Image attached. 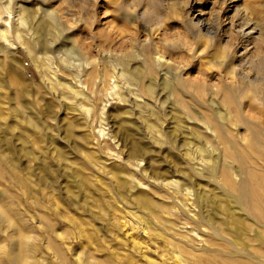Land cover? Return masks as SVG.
Masks as SVG:
<instances>
[{"label": "rangeland", "instance_id": "rangeland-1", "mask_svg": "<svg viewBox=\"0 0 264 264\" xmlns=\"http://www.w3.org/2000/svg\"><path fill=\"white\" fill-rule=\"evenodd\" d=\"M179 1L0 0L1 264H264V38L235 66L210 45L190 57L203 42L178 22ZM150 28L182 91L161 93L156 75L152 95L135 94L117 77L147 84ZM138 192L152 212L132 206Z\"/></svg>", "mask_w": 264, "mask_h": 264}, {"label": "bare ground", "instance_id": "bare-ground-1", "mask_svg": "<svg viewBox=\"0 0 264 264\" xmlns=\"http://www.w3.org/2000/svg\"><path fill=\"white\" fill-rule=\"evenodd\" d=\"M178 3L180 4H177L173 11L176 12V18L178 22L182 25V27L186 32L192 34V37L194 39L203 42L200 45H198L197 49H193L190 47L189 50L186 51V55L190 57L191 56H193V58L198 57V54H196L198 48L204 47L205 45H210L213 48L218 49L220 52L219 54L221 59L218 62L222 64L230 63L235 66L237 64L235 60L242 58L248 52L249 45L251 44L250 47H252L253 45L252 42H254L255 39H261V37L264 38L263 30H262V28H264V13H263L264 9L261 5H257V6L247 5V4L237 3V1L234 0H180ZM151 32H152V28H150L149 30L148 33L149 35L148 34L144 35V37L142 38L143 42L150 43L152 48L151 55L148 58L149 64L147 65L148 67L146 69L147 84L143 85L144 87H142V85L139 86L138 75L136 74L134 75V73L124 70L123 68L119 70L120 72L118 71L115 72L117 77L119 76V78L121 77L122 79H124L126 83L128 82L132 86V87L130 86V90H132L135 94L144 92L145 94L152 95L153 86L155 85L154 79L156 75H158V79H159L158 83L161 85V86L159 85L161 93L170 94V93L182 91L183 89H185L184 85L178 84V81L171 82L168 79L169 75L167 74L165 65L169 63L170 59L168 58L166 53L157 45H155V42L149 38ZM0 37L3 38V35L0 34ZM38 50H41V52L44 53L47 58H49L47 54L48 52L47 47L41 45L38 48ZM199 71H196L195 73L196 74L199 73V76L201 77L203 76L208 77L210 73H212L204 69L201 70L200 72ZM229 72H231V74L234 75L235 78H240L241 80L239 82L241 84L249 82V78H247V76L241 73L239 69L233 68L231 66L229 67ZM213 75H217L216 77L217 81L218 80L222 82L227 81L224 78V76L220 74V72H216ZM177 76H176V80L178 79ZM192 76L193 75L187 76L186 77L187 80L194 81L192 79ZM255 77L256 76L252 77L251 79L253 80ZM233 84H236V82H234ZM78 85H80V89L77 88L78 89L77 91L83 94L84 93L83 90L86 89L87 86L80 79H78ZM216 90L217 87H215V91ZM154 95H156V93ZM216 115L219 116V112H217ZM30 124L32 126H35V124L32 122ZM1 126L2 125H0V128ZM5 127L6 130H3V134L9 133L12 130L10 126H5ZM0 133H2V130H0ZM195 137L197 138V136ZM4 142L6 144L8 143L6 137L4 141H3V137H1L0 147L4 146L3 144ZM194 142L195 140H190V139L185 140V143H189V144L191 143L193 144ZM3 155L4 153H2L0 148V179H2L3 177V171H2ZM202 169L203 171H205L206 176L215 177L214 164L206 165ZM154 180L157 183H160L158 176H155ZM163 184L169 189L170 193L173 194L174 196L178 195L180 192L182 193L180 180L172 179L171 181L163 182L162 185ZM0 186H1V181H0ZM183 189L185 190L187 188L183 187ZM188 191L189 189L187 190V192ZM246 196L247 193L245 191H243L240 194V197L243 199ZM130 201L133 204L132 206L134 208L139 207L148 210L150 212L153 211L151 205L144 198L143 192H138L134 194L131 197ZM2 202L3 200L0 198V222H4L8 220V215L5 212V208ZM179 213L184 217H188L196 222H198V220H201V221H206L209 225L211 224L208 220H206L204 215L202 214L201 216L195 215L196 213H193L191 209L186 207L185 205H181L179 209ZM197 217H200V219H198ZM58 218H59L57 219L58 226H60L59 224H63V223L72 224V220L69 217H67L64 213H61L60 211L58 212ZM176 218L178 217L176 216ZM6 222L10 224L9 221ZM187 222L189 221H186V223ZM172 227L177 228L176 225H171L170 228ZM213 232L214 234H218V231L215 229ZM2 240L4 241V236L1 234L0 231V264H1V259H3L4 256L3 254L5 253L4 244L2 243L3 242ZM228 242L233 248H235L236 252L243 253L242 249L236 247V244L233 240H228ZM255 262L257 264H263L258 260H256Z\"/></svg>", "mask_w": 264, "mask_h": 264}]
</instances>
